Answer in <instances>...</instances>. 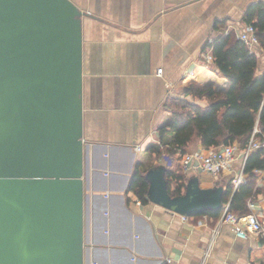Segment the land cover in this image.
I'll return each mask as SVG.
<instances>
[{"label": "crops", "instance_id": "0c3cea01", "mask_svg": "<svg viewBox=\"0 0 264 264\" xmlns=\"http://www.w3.org/2000/svg\"><path fill=\"white\" fill-rule=\"evenodd\" d=\"M72 1L85 12V264H264L263 235L238 237L230 224L219 226V216L185 221L150 201L136 204L130 190L138 162L143 170L160 164L150 145L161 144L168 99L184 97L192 84L228 89L229 80L205 61L208 45L246 27L247 9L259 0ZM196 149L204 146L196 141L186 148ZM199 178L203 188L225 187L232 173ZM255 186L254 211L261 213L264 181Z\"/></svg>", "mask_w": 264, "mask_h": 264}, {"label": "water", "instance_id": "95a60500", "mask_svg": "<svg viewBox=\"0 0 264 264\" xmlns=\"http://www.w3.org/2000/svg\"><path fill=\"white\" fill-rule=\"evenodd\" d=\"M72 0H0V264H85L83 27ZM147 171L150 202L221 211L226 188Z\"/></svg>", "mask_w": 264, "mask_h": 264}, {"label": "trees", "instance_id": "16d2710c", "mask_svg": "<svg viewBox=\"0 0 264 264\" xmlns=\"http://www.w3.org/2000/svg\"><path fill=\"white\" fill-rule=\"evenodd\" d=\"M244 21L255 26L264 48V0L248 7ZM208 46L214 57L210 68L228 79L230 85L227 90L219 91L192 84L184 88V97L168 99L167 108L171 115L169 121L159 127L161 144L150 145L159 160L163 154L180 159L186 148L196 141L207 149L234 142L244 147L256 127L264 134V71L258 72L261 53L251 52L234 31L219 35ZM188 95L206 99L208 104L201 105ZM159 165L163 164L160 162L146 170L142 169L141 162L136 165L130 190L143 203L149 202L147 171ZM166 168L171 195H181L188 181L187 174L180 165ZM263 169V150H256L246 161L244 171L248 177L245 182L236 190L231 179L225 186L223 202L230 200V209L234 213L244 215L251 211L247 203L250 199H257L260 189L255 185ZM220 213L208 211L201 214L218 217Z\"/></svg>", "mask_w": 264, "mask_h": 264}, {"label": "built area", "instance_id": "2783aa9c", "mask_svg": "<svg viewBox=\"0 0 264 264\" xmlns=\"http://www.w3.org/2000/svg\"><path fill=\"white\" fill-rule=\"evenodd\" d=\"M237 36L251 52H260L264 56V48L253 24H247L237 33ZM205 57L207 64L214 62L211 52H208ZM162 72V69L158 70V74H162ZM260 149L263 150L264 159V134L256 127L244 147H240L238 142H234L208 149L204 147V149L186 150L181 154L180 159L163 154L160 162L167 163L164 165L166 167L180 165L188 177L191 174H210L218 178L224 173H232L231 180L234 190H236L247 178L248 174L245 173L244 169L248 157L252 152ZM236 161L239 162L238 167L235 166ZM258 181H264V169L260 171ZM134 202L138 205L142 204V200L137 197H134ZM247 204L251 211L244 215H238L230 209V200L224 203L218 219L219 226L224 223L230 224L236 235L241 238H247L250 235L264 236V209L261 213L254 211L255 200L253 199H250ZM182 218L188 221L189 216L182 215Z\"/></svg>", "mask_w": 264, "mask_h": 264}, {"label": "rangeland", "instance_id": "374dc122", "mask_svg": "<svg viewBox=\"0 0 264 264\" xmlns=\"http://www.w3.org/2000/svg\"><path fill=\"white\" fill-rule=\"evenodd\" d=\"M163 165H165V164H167V163H163V162H161ZM176 167V165L175 166H173V167H170V168H175ZM191 177H199V175H197V174H191L190 176H189V178H191Z\"/></svg>", "mask_w": 264, "mask_h": 264}]
</instances>
